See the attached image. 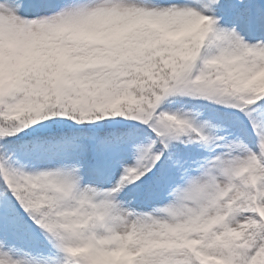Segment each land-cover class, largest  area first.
<instances>
[{
    "label": "snow or ice",
    "instance_id": "snow-or-ice-1",
    "mask_svg": "<svg viewBox=\"0 0 264 264\" xmlns=\"http://www.w3.org/2000/svg\"><path fill=\"white\" fill-rule=\"evenodd\" d=\"M0 264H264V0H0Z\"/></svg>",
    "mask_w": 264,
    "mask_h": 264
}]
</instances>
